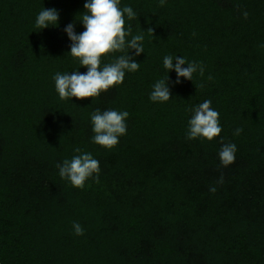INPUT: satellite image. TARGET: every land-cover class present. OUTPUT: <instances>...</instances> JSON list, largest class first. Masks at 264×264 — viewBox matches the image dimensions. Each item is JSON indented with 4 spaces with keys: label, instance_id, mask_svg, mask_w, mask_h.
Here are the masks:
<instances>
[{
    "label": "trees",
    "instance_id": "1",
    "mask_svg": "<svg viewBox=\"0 0 264 264\" xmlns=\"http://www.w3.org/2000/svg\"><path fill=\"white\" fill-rule=\"evenodd\" d=\"M86 2L0 0V264H264V0H120L136 14H124L126 42L144 37V52L129 50L139 70L98 97L61 100L54 75L87 72L65 32L85 30ZM43 8L57 26H35ZM165 56L198 65L192 80L176 83ZM167 75L171 99L151 101ZM205 100L222 131L189 140ZM97 110L129 113L112 149L92 140ZM77 147L100 165L82 189L57 167Z\"/></svg>",
    "mask_w": 264,
    "mask_h": 264
},
{
    "label": "clouds",
    "instance_id": "2",
    "mask_svg": "<svg viewBox=\"0 0 264 264\" xmlns=\"http://www.w3.org/2000/svg\"><path fill=\"white\" fill-rule=\"evenodd\" d=\"M120 0H87L84 4L85 13L80 22L83 23L85 30L77 34L75 32V23L66 26L65 32L72 42L70 45V54L73 58L80 61L81 66L87 68L86 73L74 71L71 74L56 73L53 77L55 88L61 100H69L72 97L78 100L98 97L102 92H107L110 88L122 84L125 72H136L139 70L140 63H137L129 55V50H135V55L139 56L144 52L143 35H135L126 42V37L130 35V28L125 30L124 14H127L129 20L135 18V13L131 7H119ZM165 0H160V6L163 7ZM244 18L248 13H243ZM59 12L55 9L43 8L39 13L35 26L39 29L53 27L58 25ZM147 31L153 34L149 28ZM114 63L104 65L101 68V58L113 52H125ZM176 61L174 64L173 61ZM187 65V67H182ZM163 66L168 71L175 70L177 74L176 83H180L183 77L192 80L193 73L198 70V65L188 63L183 57L165 56ZM200 74L203 75V67H199ZM166 79H161L153 85V91L150 94V100L153 102H167L171 99V92ZM202 86V85H201ZM211 100H205L193 109L194 115L189 120L187 138L194 140L197 138L213 140L219 136L222 128L219 124V113L211 107ZM129 113L127 111L118 112L107 110L101 113L99 110L91 115L92 131L94 136L92 140L95 144L107 149L114 148L119 137L126 134V119ZM242 129L238 128L235 135H240ZM74 151L78 155L70 160L66 159L62 164H58L59 175L62 179L70 181L71 185L82 189L88 179L95 176L99 182L100 165L97 159H94L91 153L81 152L80 148ZM237 147L233 143L226 144L219 152L221 164L225 167L235 161ZM218 183H223V176ZM215 192L216 188L209 189ZM74 232L77 236L84 234V229L79 223L73 224Z\"/></svg>",
    "mask_w": 264,
    "mask_h": 264
}]
</instances>
